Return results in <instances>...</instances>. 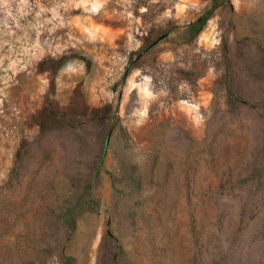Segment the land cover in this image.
I'll use <instances>...</instances> for the list:
<instances>
[{"label":"rangeland","instance_id":"374dc122","mask_svg":"<svg viewBox=\"0 0 264 264\" xmlns=\"http://www.w3.org/2000/svg\"><path fill=\"white\" fill-rule=\"evenodd\" d=\"M0 193V264H264V0H0Z\"/></svg>","mask_w":264,"mask_h":264},{"label":"trees","instance_id":"16d2710c","mask_svg":"<svg viewBox=\"0 0 264 264\" xmlns=\"http://www.w3.org/2000/svg\"><path fill=\"white\" fill-rule=\"evenodd\" d=\"M215 8L216 5L214 4L208 11H206L201 17H199L194 23H192L189 26L190 31H193L195 34L198 33L205 25L206 21L208 20L209 16L211 15V13ZM24 155H26L25 151H24ZM26 169H27V165L21 159L18 162L16 168L12 171L10 175L9 182L6 187L7 190H15L20 187ZM1 194L3 193H0V195Z\"/></svg>","mask_w":264,"mask_h":264}]
</instances>
